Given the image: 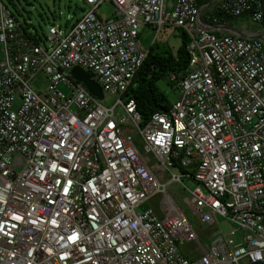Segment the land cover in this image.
I'll list each match as a JSON object with an SVG mask.
<instances>
[{
  "label": "built area",
  "instance_id": "2783aa9c",
  "mask_svg": "<svg viewBox=\"0 0 264 264\" xmlns=\"http://www.w3.org/2000/svg\"><path fill=\"white\" fill-rule=\"evenodd\" d=\"M81 1L66 30L54 23L35 42L0 0V264L264 261V41L202 26L199 0ZM103 3L112 17L98 16ZM211 8L264 20V0ZM141 25L183 30L189 54L187 73L168 75L178 99L145 124L125 94L148 53ZM76 66L114 103L76 80ZM39 73L47 84L37 90ZM158 194L157 208L136 210Z\"/></svg>",
  "mask_w": 264,
  "mask_h": 264
},
{
  "label": "rangeland",
  "instance_id": "374dc122",
  "mask_svg": "<svg viewBox=\"0 0 264 264\" xmlns=\"http://www.w3.org/2000/svg\"><path fill=\"white\" fill-rule=\"evenodd\" d=\"M7 8L14 14V16L20 21H29L38 29L47 30V28L51 25V23H55L60 26L62 29L66 30L70 23L74 22L75 19L82 13L79 11L76 14L73 10L76 8L82 7L84 9L85 5L81 0H1ZM175 3V0H172ZM97 14L101 19L110 18L113 16V5L110 3H103L97 9ZM233 26L239 27L237 24V20H230L228 22ZM248 29H254V25L247 23ZM256 31V30H255ZM180 29L174 27L173 25H165L157 31L151 25H141L140 27V41L145 48H148L149 45L153 42H156L157 50H169L171 52H175L178 46L181 43L180 37ZM41 44L43 42L41 41ZM1 56V53H0ZM32 86L39 90L43 89L47 84L46 77L43 73H39L36 75L34 79L31 81ZM158 88L166 95L169 102L174 103L179 97L178 88L173 85V83H169L166 79H161L157 81ZM58 87L62 89L65 93H67L66 88L62 84H58ZM117 95L108 94L105 99L101 101V103L105 106H110L117 99ZM18 102V100L16 101ZM116 113L118 116H122L123 111L120 107H117ZM187 185L192 188L194 186V182L192 180H185ZM176 183H172L169 185L171 191H173L174 197L181 206L184 208L185 213L187 214L189 220L191 221L194 229L198 232L200 231V224L191 212V210L187 207L185 203L182 202L180 196L186 195L187 192H183L179 190V185ZM161 199V194L154 196L150 201L144 202L140 205L136 210L144 211L150 207L157 208L159 206V202ZM221 229L224 233H227L231 230H235V226L227 221L225 218H220ZM239 233H235L233 237L236 240H239ZM203 243L205 240H202ZM180 248L185 252H188V246L184 243H181Z\"/></svg>",
  "mask_w": 264,
  "mask_h": 264
},
{
  "label": "trees",
  "instance_id": "16d2710c",
  "mask_svg": "<svg viewBox=\"0 0 264 264\" xmlns=\"http://www.w3.org/2000/svg\"><path fill=\"white\" fill-rule=\"evenodd\" d=\"M210 0H199V5L204 6ZM82 8L74 9L73 11L78 14ZM219 17L220 22L228 23L230 20H237L231 16L222 15L217 9H208L204 14L203 18L208 22L211 15ZM78 18V17H77ZM255 28H261L264 30V20L259 24H254ZM26 27H32L34 33L27 32V34L38 42L45 36V30L36 28L33 24H26ZM25 28V27H24ZM254 28V29H255ZM181 43L175 52L169 50H157L153 42L148 47V53L136 72L132 83L128 86L125 94L133 98L136 102L137 110L142 117V124H145L151 117L152 113L156 111L166 110L170 107L166 95L158 88L157 81L168 79L170 73H174L177 77H182L187 73L189 65V54L186 50L188 42L187 34L180 30ZM173 85H175L173 83Z\"/></svg>",
  "mask_w": 264,
  "mask_h": 264
},
{
  "label": "water",
  "instance_id": "95a60500",
  "mask_svg": "<svg viewBox=\"0 0 264 264\" xmlns=\"http://www.w3.org/2000/svg\"><path fill=\"white\" fill-rule=\"evenodd\" d=\"M217 0H210L208 3L205 4V6L201 9L200 14H199V19L202 23V26L209 28L210 30H216V31H225L228 33H233L239 37H244V38H255L264 41V33L263 32H251L252 34L245 33L241 29L229 24V23H219L217 25H211L208 22H206L202 15L203 13L208 10L211 6L215 4ZM54 23H51L53 25ZM72 76L82 82L87 90L94 96H96L98 99H103L104 98V93L101 89V87L92 79L93 75L92 73H89L82 68L76 66L72 68L71 70ZM247 264H264V261L256 260L254 262H249Z\"/></svg>",
  "mask_w": 264,
  "mask_h": 264
},
{
  "label": "crops",
  "instance_id": "0c3cea01",
  "mask_svg": "<svg viewBox=\"0 0 264 264\" xmlns=\"http://www.w3.org/2000/svg\"><path fill=\"white\" fill-rule=\"evenodd\" d=\"M83 3V2H82ZM83 6H84V4H83ZM82 8V7H81ZM85 8V7H84ZM81 11H83V8H82V10ZM80 16V15H79ZM78 16V17H79ZM77 19V18H76ZM237 24H239V27H243L244 25L243 24H245L243 21H242V19H237ZM246 25V24H245ZM251 25H254V24H251ZM235 27H237V26H235ZM239 27H237V28H239ZM246 27V29L247 30H250V31H254V30H258V28H255V26H254V28L255 29H248L247 28V26H245Z\"/></svg>",
  "mask_w": 264,
  "mask_h": 264
},
{
  "label": "clouds",
  "instance_id": "9594fccd",
  "mask_svg": "<svg viewBox=\"0 0 264 264\" xmlns=\"http://www.w3.org/2000/svg\"><path fill=\"white\" fill-rule=\"evenodd\" d=\"M204 6H205V5H204ZM210 8H211V7H210ZM210 8H209V9H210ZM206 11H207V10H206ZM206 11H205V12H206ZM205 12H204V13H205ZM204 13H203V14H204ZM202 17H203V15H202ZM203 19H204V18H203ZM204 20H205V19H204ZM205 21H206V20H205ZM206 22H207V21H206ZM220 23H226V22H220ZM239 29H240V28H239ZM241 30H242V29H241ZM221 31H222V30H221ZM224 32H225V31H224Z\"/></svg>",
  "mask_w": 264,
  "mask_h": 264
}]
</instances>
